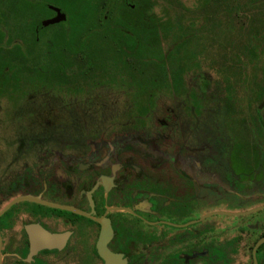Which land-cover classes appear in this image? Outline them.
I'll return each mask as SVG.
<instances>
[{
  "label": "flooded vegetation",
  "instance_id": "flooded-vegetation-1",
  "mask_svg": "<svg viewBox=\"0 0 264 264\" xmlns=\"http://www.w3.org/2000/svg\"><path fill=\"white\" fill-rule=\"evenodd\" d=\"M20 1L22 6L13 2L9 13L19 12L27 18L36 47L46 27L67 29L71 22L68 0ZM118 1L123 7L132 6L130 0L100 1L103 15L97 20L101 26L108 28L109 14ZM50 6L60 8L67 19L42 25L57 15ZM36 15L40 20H34ZM260 22L253 32L250 27L248 39L243 38L240 46L230 33L223 50L227 53L222 65L227 103L214 108L208 119L222 118L226 126L217 142L205 136L213 134L209 131L193 132L191 143L180 142L178 135L185 126L181 123L176 128L172 109L158 119L159 128L144 130L143 137L126 140L121 146L113 139H100L89 129L69 127L66 64L60 69V102L58 97L46 96L27 101L60 103L61 109L49 113L48 121L38 113L32 119L62 126L22 132L17 122L24 100L17 96L13 79H19V73L22 76L26 65L20 64L19 47L7 50L8 63L0 75V264H264V242L254 253L264 236V223L252 230L243 222H229L230 216L264 209L259 208L264 202L248 210L215 209L194 220L195 185L214 190L219 182L237 194L248 187L247 195L264 197V64H251L264 53L252 40L264 30V20ZM17 33L11 34L16 37ZM37 67L33 83L42 87L46 83L37 77H49L50 70ZM176 68H182L177 74L181 78L172 81L171 74L172 86L160 81L158 92L171 93L160 98L193 103L194 75L188 80L185 66ZM30 77L26 79L29 83ZM197 83L203 91L214 85L211 76L201 74ZM232 121L239 125L238 132ZM236 157L243 169L233 168ZM195 162L204 169L213 167L205 182L194 177ZM215 215L224 217L205 221Z\"/></svg>",
  "mask_w": 264,
  "mask_h": 264
},
{
  "label": "rangeland",
  "instance_id": "rangeland-1",
  "mask_svg": "<svg viewBox=\"0 0 264 264\" xmlns=\"http://www.w3.org/2000/svg\"><path fill=\"white\" fill-rule=\"evenodd\" d=\"M68 1L66 8L71 14L68 28L62 25L46 27L36 47L33 30L29 29L27 18L20 17L19 12L9 13V6L16 3L21 7V1L0 0V75L3 76V67L8 63L7 50L13 46L19 47L20 64L26 65V68H22V76L19 73V79H13H16L15 85L18 87L17 96L24 100L17 122V127L22 132L33 128L62 126L53 125L51 121L50 124L42 125V122L48 121L49 113L53 114L61 109L60 103L54 105L56 101L52 104L27 101L32 102V96H46L58 97L57 101L60 102L63 94L60 69L62 64H66L69 127L89 129L100 139H113L112 142L121 146L126 140L143 137L144 130L159 128L161 123L158 119L166 117V113L172 109V117L176 118L172 122H176V128H179L178 124L181 123L185 126V131L178 135L182 143L194 141L193 132L196 131L213 133L205 135L209 136L212 142L219 141L218 139L225 135L226 126L222 118L215 122L208 120L214 108H223L227 103L225 96L228 92L225 90L226 82L222 69L227 53H223V50L227 48L230 33V37L237 42L236 46H240L243 38L248 39L246 35L250 32V27L253 32V26H260V21L264 18V0H226L224 3H218V9L212 7L208 11L212 16L215 13L213 17L216 19L211 22L205 16L206 10L197 7L200 0H130L132 6L127 7H123L121 1H118L114 3L109 14L111 23L108 28L101 26L97 20L103 15L101 0ZM93 2L97 3L99 11L90 16L86 14L85 6L92 5ZM227 2L233 6L239 5L237 11L230 12L226 7ZM211 4L212 2L209 5ZM40 18L41 16L36 15L34 20ZM194 20L199 22L195 33L191 30L194 28ZM86 25L90 28V34H85L83 41L87 44L94 43L98 48L73 47V43L77 44L74 41L76 33ZM18 30L20 34L17 33L18 35L13 37L11 33ZM253 39L254 46L264 48V30L252 36ZM107 43L108 47H105ZM179 45L181 47L178 48ZM81 54H84V57H81ZM89 54L94 55L92 68L88 65L92 61L89 60ZM196 54L197 58L194 59ZM149 61H152L151 64H143ZM253 63L264 64V53L262 59L251 62ZM29 65H32L31 77L28 72ZM35 65H38L37 69L41 67L43 71L50 70L49 77L36 76L46 83L42 87L33 83ZM179 65L185 66L188 80L194 75L191 85L194 87L196 99L193 103L174 98H160L164 94H171L167 91L158 92L160 81L165 80L166 84L170 85L171 74L172 81L180 79L177 74L182 73V68H176ZM200 74L211 76L213 79L214 85H211L210 90L199 89L197 79ZM29 77L30 83L26 80ZM152 78L153 81L148 82ZM237 91L239 96L243 97L244 91H240L239 87ZM37 113L46 118V121L42 118L39 122L33 121L32 117ZM232 127L238 132L239 125L236 121H232ZM200 135L201 133L199 138L202 139ZM262 143L264 144V135ZM236 159L237 157L234 158L236 164H233V168L237 166L243 169ZM212 169L211 165L204 169L195 162L194 177L205 182V176L209 174L207 171L211 173ZM213 175L218 180V173ZM232 185L229 183L230 188ZM216 186L214 190L205 189L200 185L194 186V220L215 209L241 211L264 202V197L261 198L260 194L247 195L250 191L248 187L243 190L244 194H237L226 189L228 185L220 187L217 182ZM223 217L215 215L205 221H217ZM229 218V222L240 221L252 230H258L264 223V209ZM245 239L249 241V235H246Z\"/></svg>",
  "mask_w": 264,
  "mask_h": 264
},
{
  "label": "trees",
  "instance_id": "trees-1",
  "mask_svg": "<svg viewBox=\"0 0 264 264\" xmlns=\"http://www.w3.org/2000/svg\"><path fill=\"white\" fill-rule=\"evenodd\" d=\"M224 1H226V0H200L199 2V5L197 6V7H201V8H203V9H205L206 10V14H205V16H206V18H209V19H207V22H208V20H209V22H211V21H213L214 19H216V18H214L215 16V13H214V17L212 16V13H210V12H208L209 10H211V8L212 7H216V9H218L219 7H218V3H224ZM212 2V6L211 5H209L210 3ZM214 4V5H213ZM208 5V6H207ZM86 8H87V11H85L86 12V14H88V15H90V16H92V15H95V13H98V6H97V3L95 4L94 2L92 3V5L90 4V5H87V6H85ZM226 7H227V9L230 11V12H232L233 10H236L237 11V9L239 8V5H231V4H229L228 2L226 3ZM101 9H102V7H101ZM100 13H101V11H100ZM209 16V17H208ZM212 17V18H211ZM264 20V18L263 19H261V21H263ZM199 24V22H198V20H194V28L193 29H191V30H194V33H195V29H196V26ZM200 24H202V23H200ZM40 25V24H39ZM88 25H86L85 27H83L82 28V30L81 31H79V32H77L76 33V36H75V39H74V41L75 42H77V44H74L73 42V47L74 48H82V47H86V46H88V47H91V48H98L97 47V45H95L94 43L92 44H87L86 42H84L83 41V36L85 35V34H90V28H88L87 27ZM73 28V27H72ZM118 31H122L121 29H118ZM126 33H128V32H126ZM63 39V38H62ZM200 39V38H199ZM200 44H201V42H200ZM202 45V44H201ZM105 47H108V43L106 44V46ZM179 47H181L180 45L178 46V48ZM71 48V47H70ZM74 52H76V50H74ZM81 57H84V54H83V56H82V54H81ZM93 58H94V55L93 54H89V60L91 61L90 63H88V65H89V68H92L93 67V65H94V60H93ZM197 58V54L194 56V59H196ZM151 62L152 61H149V63H147V62H143V64H151ZM133 76H134V74H133ZM136 78V76H134V79ZM155 79V78H154ZM153 81V78L152 79H149L148 80V82H152ZM147 84V83H146Z\"/></svg>",
  "mask_w": 264,
  "mask_h": 264
},
{
  "label": "water",
  "instance_id": "water-1",
  "mask_svg": "<svg viewBox=\"0 0 264 264\" xmlns=\"http://www.w3.org/2000/svg\"><path fill=\"white\" fill-rule=\"evenodd\" d=\"M50 7L53 8L57 12V15L51 19L44 20L42 25L47 26L49 24L58 23L61 21H65L67 19V14L63 12L60 8L54 7V6H50ZM259 208H264V206L259 207ZM263 242H264V236L257 242L255 249H254V253L256 252L258 246L261 245Z\"/></svg>",
  "mask_w": 264,
  "mask_h": 264
}]
</instances>
